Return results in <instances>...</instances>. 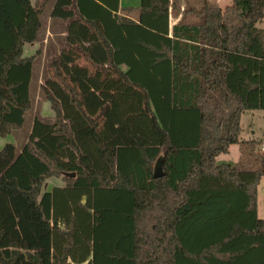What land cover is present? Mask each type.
<instances>
[{
    "label": "trees",
    "instance_id": "obj_1",
    "mask_svg": "<svg viewBox=\"0 0 264 264\" xmlns=\"http://www.w3.org/2000/svg\"><path fill=\"white\" fill-rule=\"evenodd\" d=\"M49 2L0 0V136L32 109L23 49ZM51 16L66 26L42 85L54 117L0 149V264H146L147 199L173 264H264L262 141H239L242 113L264 110V0H54ZM234 143L239 162L218 164Z\"/></svg>",
    "mask_w": 264,
    "mask_h": 264
},
{
    "label": "rangeland",
    "instance_id": "obj_2",
    "mask_svg": "<svg viewBox=\"0 0 264 264\" xmlns=\"http://www.w3.org/2000/svg\"><path fill=\"white\" fill-rule=\"evenodd\" d=\"M40 0H32L36 3ZM54 0L50 2L44 8L40 19L41 25L38 31L37 38L32 43H26L23 49V56L36 55L33 65V74L30 83V96L32 101V109L25 114V121L21 128L12 130L6 136H0V149L7 143H12L16 152H19L23 145L27 142L29 134L31 132L33 119L39 115L43 118L54 117V111L51 103L45 98L42 85L48 77L47 65L51 56L57 55L63 45L66 34L65 23L59 19L51 16V5ZM181 3V6L187 7L189 5L199 9L202 6L203 0H177ZM221 7H225L232 3V0H217ZM124 7L133 6L136 7L140 4V0H122ZM172 13L170 16L171 23H174L172 19ZM259 26L264 27V22ZM242 132L240 135V142L243 140H259L264 143V110H246L241 116ZM240 147L239 143H234L230 146L228 152L221 153L216 157L218 164L229 163L236 165L240 159ZM64 181L61 177L47 178L43 185V190H50L54 186H62ZM257 210L258 216L264 218V179H262L257 188ZM155 200L147 199L149 209H146L143 216V226L146 230L148 242L154 244L158 241L156 252H143L142 256L146 257V264H173L172 250L168 247L167 236L168 234L161 236V229L155 224L157 223V217L164 215V211L158 208ZM155 235L158 238H154ZM149 247H146L148 249Z\"/></svg>",
    "mask_w": 264,
    "mask_h": 264
},
{
    "label": "water",
    "instance_id": "obj_3",
    "mask_svg": "<svg viewBox=\"0 0 264 264\" xmlns=\"http://www.w3.org/2000/svg\"><path fill=\"white\" fill-rule=\"evenodd\" d=\"M164 174L165 171L163 169V159L158 158L154 165L153 177L154 178L162 177ZM67 175L74 176V173H67Z\"/></svg>",
    "mask_w": 264,
    "mask_h": 264
},
{
    "label": "crops",
    "instance_id": "obj_4",
    "mask_svg": "<svg viewBox=\"0 0 264 264\" xmlns=\"http://www.w3.org/2000/svg\"><path fill=\"white\" fill-rule=\"evenodd\" d=\"M121 1L122 0H120V7H123V5H122V3H121ZM33 3V2H32ZM179 4H180V6H181V3L180 2H178ZM53 4H54V1H53V3H52V5H51V9H52V6H53ZM181 8L182 9H184V6H181ZM172 19H174V24L176 23V22H178L179 21V19H180V17H181V14H174L173 12H172ZM173 25V24H172ZM66 35V34H65Z\"/></svg>",
    "mask_w": 264,
    "mask_h": 264
},
{
    "label": "built area",
    "instance_id": "obj_5",
    "mask_svg": "<svg viewBox=\"0 0 264 264\" xmlns=\"http://www.w3.org/2000/svg\"><path fill=\"white\" fill-rule=\"evenodd\" d=\"M172 22H175V21H172ZM172 24H174V23H171V25ZM260 148H261L262 151H264V143H261Z\"/></svg>",
    "mask_w": 264,
    "mask_h": 264
}]
</instances>
